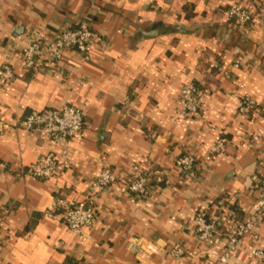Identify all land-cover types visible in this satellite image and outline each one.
Wrapping results in <instances>:
<instances>
[{
	"label": "crops",
	"instance_id": "crops-1",
	"mask_svg": "<svg viewBox=\"0 0 264 264\" xmlns=\"http://www.w3.org/2000/svg\"><path fill=\"white\" fill-rule=\"evenodd\" d=\"M235 4L256 15L250 26L228 20ZM85 19L110 47L88 62L69 52L58 70L32 75L11 54L32 30L74 27ZM6 63L15 78L6 85L0 80V207L12 211L6 222L12 237L0 243V264H173L165 254H137L134 246L175 244L184 237L182 219L194 211L227 215L217 205L222 190L243 202L242 217L258 199L250 187L259 164L264 168V137L255 144L250 137L264 131V0H0V69ZM190 82L209 91L195 118L182 114L180 101ZM242 95L261 111L242 115ZM66 105L88 108L82 134L70 142V168L58 179L26 176L25 168L62 148L11 120ZM218 139L228 149L212 170L201 182L182 180L174 160L203 157ZM105 163L123 174L148 164L173 172L151 203L117 187L100 193L96 224L83 241L46 212L58 194L81 201ZM250 245L248 238L229 264H264ZM257 246L264 250V217ZM188 248L200 251L191 239Z\"/></svg>",
	"mask_w": 264,
	"mask_h": 264
},
{
	"label": "built area",
	"instance_id": "built-area-1",
	"mask_svg": "<svg viewBox=\"0 0 264 264\" xmlns=\"http://www.w3.org/2000/svg\"><path fill=\"white\" fill-rule=\"evenodd\" d=\"M227 17L229 21L243 28L250 26L256 19L254 13L238 4L229 7ZM109 48L107 38L90 26L89 19H85L74 27L32 30L20 46L11 49V54L21 60L26 72L35 75L45 68L58 70L66 62L69 52L78 53L83 61L88 62L96 51L106 52ZM239 65L240 62H236V66ZM214 68L223 72L220 63ZM14 78L15 72L11 63L4 64L0 69L1 83L6 85ZM208 96L209 91L205 85L193 82L184 84L180 94L182 114L189 118L198 116L202 103ZM239 111L244 116H251L261 111V105L251 96L242 95ZM87 116V105H66L41 111L32 110L20 120H11L16 127L37 134L41 140L60 145L62 148L59 153L52 151L37 163L25 168L24 174L40 181L60 178L71 166L70 142L82 134ZM263 137L264 131L258 130L251 135L250 143H258ZM227 149V141L218 139L203 157L195 153L177 157L174 160V171L184 181L201 182L203 174L212 170L215 159L226 154ZM259 166L261 169L251 177L250 187L258 194V199L243 219H238L233 211H229L231 206L242 209L243 202L237 196L222 190L217 205L224 209L227 215L213 216L207 210L194 211L182 219L181 231L184 237L181 240L170 246H159L154 241L147 240L144 245L134 246V252L157 257L165 254L173 264H229L234 254L245 247V240L251 238L254 243L249 246L251 255L263 262L264 250L257 246L260 240V223L264 217V168L262 163ZM171 172L173 171L148 164L135 166L130 174H123L112 164L105 163L100 173L90 181L89 190L81 201L69 200L63 194H58L46 216H60L65 225L85 241L86 230L94 228L97 221L96 200L100 193L117 187L123 195L151 203L156 200L159 188L167 182ZM11 213L10 208L0 207L1 244L12 237L6 228ZM190 239L200 247L199 252H190Z\"/></svg>",
	"mask_w": 264,
	"mask_h": 264
},
{
	"label": "trees",
	"instance_id": "trees-1",
	"mask_svg": "<svg viewBox=\"0 0 264 264\" xmlns=\"http://www.w3.org/2000/svg\"><path fill=\"white\" fill-rule=\"evenodd\" d=\"M229 211H233L236 214V216L238 217V219H243V217L239 214L241 212V210L239 208H237L236 206L229 207Z\"/></svg>",
	"mask_w": 264,
	"mask_h": 264
}]
</instances>
